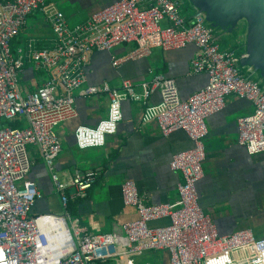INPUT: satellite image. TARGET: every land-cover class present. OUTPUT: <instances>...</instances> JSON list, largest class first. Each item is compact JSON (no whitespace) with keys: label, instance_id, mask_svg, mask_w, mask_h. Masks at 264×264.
<instances>
[{"label":"built area","instance_id":"2783aa9c","mask_svg":"<svg viewBox=\"0 0 264 264\" xmlns=\"http://www.w3.org/2000/svg\"><path fill=\"white\" fill-rule=\"evenodd\" d=\"M41 11L53 32L50 47L35 48L28 40L24 48L11 49V42L27 17ZM134 43L129 52L111 58L118 65L147 56L151 49L184 48L192 44L191 74L205 73L206 85L186 99L179 95L173 77L154 76L140 83L136 92L129 80L120 89L105 81L84 86V70L94 52ZM242 54L221 49L199 13H184L181 0H118L69 26L64 14L44 0H0V264H104L117 262L147 250H165L168 264H264V237L250 229L227 235L215 231L198 203L196 183L202 178L206 118L221 111L225 97L233 94L248 100L253 110L236 120L237 143L248 155L264 151V88L243 75L238 67ZM46 75L40 87L22 93L25 63ZM78 97L105 94L106 116L96 125L74 128L77 148L101 147L114 134L122 119L123 100L145 105L150 94H159L155 123L163 136L181 130L192 146L174 153L169 169L181 174L178 198L150 204L134 181L120 186L123 205L135 209L137 218L122 224L124 238L111 233H85L77 228L67 210L69 197L83 198L98 177L96 170H76L67 180L53 172L61 150L57 127L77 116ZM12 127V122H22ZM38 147L59 194V213L29 215L40 197L36 184L27 177L31 160L27 145ZM73 187L72 195L66 189ZM165 219L166 224L151 226Z\"/></svg>","mask_w":264,"mask_h":264},{"label":"crops","instance_id":"0c3cea01","mask_svg":"<svg viewBox=\"0 0 264 264\" xmlns=\"http://www.w3.org/2000/svg\"><path fill=\"white\" fill-rule=\"evenodd\" d=\"M118 0H44L64 14L69 26H73L93 12ZM181 9L190 13L187 2L181 0ZM53 32L39 10L32 12L11 49L24 48L28 40H34L35 48L50 47ZM215 41L221 49L242 53V46L231 45L224 38ZM24 45V46H23ZM134 43L120 44L108 51L94 52L86 66L84 86L107 82L111 88L120 89L124 80L140 92V83L154 76L173 77L179 95L186 99L206 85L205 73L191 74L189 65L197 49L189 44L184 48L162 50L155 47L140 59L126 61L117 67L111 65L112 57L126 54ZM20 85L23 94L40 87L46 78L38 75L29 63H25ZM238 67L240 69L239 61ZM241 73L245 75L242 69ZM75 91L77 116L57 127L61 150L53 163V172L67 180L76 171L96 170V182L83 198L69 197L67 210L77 228L85 233H111L124 238L122 224L137 218L134 208L121 200L120 186L125 180L134 181L146 202L160 204L178 198L177 184L181 181L178 171L169 169L168 162L174 153L192 146L191 140L181 130L163 136L155 123V111L160 104L154 91L147 104L126 98L122 102V119L114 134L107 136L101 147L77 148L74 128L79 124L94 126L104 118L108 108L105 94L86 98ZM252 104L230 94L225 97L221 111L206 118L207 135L204 139L202 178L196 183L198 203L210 218L217 234L227 235L241 229H250L255 237H264V151L248 155L237 143L236 120L252 112ZM31 166L27 177L32 180L40 197L32 205L29 215L59 213L62 210L59 194L53 187L50 174L35 145H27ZM73 187L66 189L72 195ZM71 207V211L69 209ZM161 219L151 226L166 224ZM104 264H168L165 250H147L140 255L129 256L122 262L114 259Z\"/></svg>","mask_w":264,"mask_h":264},{"label":"water","instance_id":"95a60500","mask_svg":"<svg viewBox=\"0 0 264 264\" xmlns=\"http://www.w3.org/2000/svg\"><path fill=\"white\" fill-rule=\"evenodd\" d=\"M205 25L242 46L240 69L264 88V0H185Z\"/></svg>","mask_w":264,"mask_h":264},{"label":"rangeland","instance_id":"374dc122","mask_svg":"<svg viewBox=\"0 0 264 264\" xmlns=\"http://www.w3.org/2000/svg\"><path fill=\"white\" fill-rule=\"evenodd\" d=\"M216 37H217L219 40H222V38H223L222 36H219V35H217V34H216ZM224 39H225V38H224ZM225 40H227V39H225ZM23 46H24V45H23ZM32 65H33V62L31 63V66H32ZM25 68H27V66H25L24 69H25ZM36 73H37L38 75H42L43 78H46V75H45L44 72H42V71H38V70H37ZM246 75H247V74H246ZM247 76H248V75H247ZM21 84H22V81L20 82V85H21ZM24 122H25V121L22 120V123H23V124H24Z\"/></svg>","mask_w":264,"mask_h":264},{"label":"trees","instance_id":"16d2710c","mask_svg":"<svg viewBox=\"0 0 264 264\" xmlns=\"http://www.w3.org/2000/svg\"><path fill=\"white\" fill-rule=\"evenodd\" d=\"M245 76H247L246 75V73H245ZM248 77V76H247ZM10 125L12 126V127H21L22 126V122H12V123H10ZM68 206V205H67ZM69 209H70V211H71V207H69Z\"/></svg>","mask_w":264,"mask_h":264}]
</instances>
